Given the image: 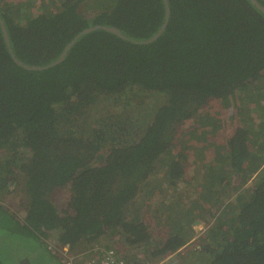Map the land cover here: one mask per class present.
I'll return each instance as SVG.
<instances>
[{"label": "trees", "instance_id": "1", "mask_svg": "<svg viewBox=\"0 0 264 264\" xmlns=\"http://www.w3.org/2000/svg\"><path fill=\"white\" fill-rule=\"evenodd\" d=\"M84 1L0 0L10 46L27 65L49 64L87 27L115 26L123 35L95 29L78 38L62 62L28 70L11 58L0 27V195L18 170L28 196L22 221L0 206V251L12 235L46 251L43 239L55 232L70 250L89 243L76 254L99 253L97 244L109 232L131 247L128 264H144L146 253L153 261L175 253L183 264H264V14L249 0H167L165 29L138 44L131 39L146 40L162 25L163 0H89L90 17L80 8ZM233 92L244 114L254 107L262 120L257 126L243 116L225 150L207 163L195 198L186 193L184 202L161 206L169 209L157 220L166 235L154 236L143 210L155 193L153 178L163 172L167 184H188L184 157L173 155L178 124L208 100ZM150 93L155 107L142 112ZM135 100L138 115L128 108L89 112L96 104L126 107ZM253 174L252 188L241 189ZM235 175L241 177L238 196L221 207L217 187ZM145 183L149 189L140 190ZM60 189L68 193L62 214L52 199ZM207 202L218 210L184 253L190 226Z\"/></svg>", "mask_w": 264, "mask_h": 264}, {"label": "rangeland", "instance_id": "2", "mask_svg": "<svg viewBox=\"0 0 264 264\" xmlns=\"http://www.w3.org/2000/svg\"><path fill=\"white\" fill-rule=\"evenodd\" d=\"M89 0H85L83 3L81 2L80 8L85 12L87 16H93L94 11L89 10L86 12L85 3ZM35 9V8H34ZM33 9V10H34ZM156 98L155 94L150 93L148 96H143V105L140 108L143 111H149L155 107L151 102ZM158 99V98H157ZM239 98L236 97V92L230 94V96L225 97L224 99H216L212 98L207 101V103L202 106L191 118L184 120L179 123L176 129V135L174 137V145H173V155L176 159H180L177 156L182 155L183 162L185 163V180L188 181V184H184L183 182H178L176 185L167 184V180L163 175V172L159 173L158 176L153 178L152 185L149 187L154 190V195L151 199L148 200L147 205L143 208L146 209V215L144 217V221L146 225H148V229H150L151 233L156 236L160 235L165 236L163 232L166 229L164 223H159L158 217L165 219L167 213H169V209L162 210L161 206L164 204H168L178 198L181 202H184L183 196L186 193L194 192L196 184H199L202 181V175L205 173V167L207 163L210 164L214 158V156L223 152L227 146L229 141L230 133L236 126L243 125V116L248 115V120L254 119L256 122L255 125L258 126V122L261 119L260 114L258 115L256 111L253 110L254 107H251L250 113L244 114V109L242 107L241 102H239ZM137 100L134 102L131 101L130 105L124 107L121 103H100L96 104L93 108H89V112H121L123 109H130L131 115H138L136 112L135 105ZM252 105V104H251ZM247 107V106H246ZM245 107V108H246ZM157 109V107H156ZM260 126V124H259ZM261 137V136H259ZM23 156H26V150H22ZM264 166V164H262ZM14 177V178H11ZM8 179V191H3L0 195V206L4 207V209L11 214L14 215L20 221L23 220L26 207L28 204V196L25 192L24 180L25 177L23 173L16 170V175L11 176ZM234 179H231V183L225 182L217 187L216 196L214 197L216 200H219L217 203L219 206L227 205L233 198L238 196V191L235 190V186L240 183L241 177L240 175L233 176ZM255 174L242 186L241 189L249 190L252 188V182H254ZM215 180L212 179L210 181L211 185H215ZM209 185V184H208ZM147 184H143L140 188L142 191H146L149 188H146ZM210 186V185H209ZM197 187V186H196ZM201 189L202 187H198ZM183 192V193H182ZM68 193L64 190H55L52 199L55 201L56 206L59 209V212L63 213V204L67 199ZM149 204V206H148ZM203 213L199 218L195 219L193 223L198 220L197 224H191V229L189 231V236H191V240L187 242L185 246H183L182 252L185 253L187 249L194 248V246L198 243H195L194 238H197L198 235H201L204 230L208 228L210 223L208 220L213 221L212 218H209V215L212 212H216L218 209L216 206H213L210 203L202 204ZM220 208V207H219ZM163 212V213H161ZM200 212V210H199ZM201 218V219H200ZM165 222V220H164ZM19 235L9 236L10 246H2L3 251L0 253L5 254L6 256L1 255L0 259L3 264H19L23 258H27L30 260L32 264H57L54 260H51V255L57 260L58 264L65 263V257L61 251V244H58L56 241V233H49V237L43 239V246H48L46 248V252L41 249L40 245H31L33 241L29 244H24L27 242L26 239H18ZM104 242L103 245H98V250L105 248H112L117 251L118 255L122 257H126L129 253H131V247L127 246L122 238L118 236L116 233L110 234L109 232L103 236ZM25 245V247L21 248V245ZM85 245H89V243H84L75 246V249H69V255L74 257L73 263L79 262L83 260L85 262L89 257L95 254V250L91 252H86L85 254L76 252L80 251L81 247H87ZM96 245V244H95ZM94 245V246H95ZM6 249V250H5ZM85 250H88L87 248ZM55 251V252H54ZM38 252V254L36 253ZM139 259L143 258L142 253H136ZM10 257V258H9ZM177 256L173 255L171 258L167 257L168 264H183L182 257L178 260ZM190 255H187L186 258H190ZM194 258V256L192 255ZM153 257L146 253L145 262L153 261ZM144 262V263H145Z\"/></svg>", "mask_w": 264, "mask_h": 264}, {"label": "water", "instance_id": "3", "mask_svg": "<svg viewBox=\"0 0 264 264\" xmlns=\"http://www.w3.org/2000/svg\"><path fill=\"white\" fill-rule=\"evenodd\" d=\"M251 4H253L259 11H261L263 14H264V6L261 5L258 0H249ZM164 2V5H165V15H164V21L162 23V25L160 26V28L157 30L156 33H154L150 38L146 39V40H143V41H135L133 39H131L133 42L135 43H150L152 41H154L161 33L162 31L165 29V26L168 22V17H169V14H170V8H169V4H168V1L167 0H163ZM0 27H1V31H2V35H3V38H4V41H5V44H6V47H7V50L11 56V58L14 60V62L19 65V66H22L24 67L25 69H28V70H42V69H46L48 67H51L53 65H56L60 62H62L68 52V50L70 49V47L78 40V38H80L83 34L85 33H88L90 31H93L95 29H103L105 31H108V32H111L113 34H116L120 37H123L122 33L120 32V30L115 27V26H110V25H94V26H91V27H87L85 29H83L81 32H79L78 34H76L74 36V38L68 42L66 44V46L63 48L61 54L55 59L53 60L52 62H50L49 64L47 65H43V66H34V65H27V64H24L23 62H21L20 60H18L16 57H15V54L10 46V41H9V37H8V34H7V31H6V28L3 24V21L0 19ZM199 221L196 220L193 224H197ZM19 264H32L30 262L29 259L27 258H23L22 261L19 262Z\"/></svg>", "mask_w": 264, "mask_h": 264}, {"label": "built area", "instance_id": "4", "mask_svg": "<svg viewBox=\"0 0 264 264\" xmlns=\"http://www.w3.org/2000/svg\"><path fill=\"white\" fill-rule=\"evenodd\" d=\"M262 155L264 158V151ZM61 251L62 254L66 257L65 264H74V257L72 255H69L68 253V245H63ZM95 253L96 254L87 259L86 264H128L126 259L118 255V253L113 249L100 250L99 253L95 250ZM173 255L175 256V253L170 254L168 257L171 258ZM166 258L167 257L162 260L148 261L144 264H168Z\"/></svg>", "mask_w": 264, "mask_h": 264}, {"label": "flooded vegetation", "instance_id": "5", "mask_svg": "<svg viewBox=\"0 0 264 264\" xmlns=\"http://www.w3.org/2000/svg\"><path fill=\"white\" fill-rule=\"evenodd\" d=\"M199 236V235H198ZM196 239H199L198 237L196 238ZM193 240H195V238L193 239ZM190 241V240H189ZM188 241V242H189ZM183 248V247H182ZM43 251H44V248L42 247L41 248ZM46 252V251H45ZM37 254H38V252H36ZM51 260H54L57 264H58V262H57V260L51 255Z\"/></svg>", "mask_w": 264, "mask_h": 264}, {"label": "crops", "instance_id": "6", "mask_svg": "<svg viewBox=\"0 0 264 264\" xmlns=\"http://www.w3.org/2000/svg\"><path fill=\"white\" fill-rule=\"evenodd\" d=\"M86 263H87V261H86ZM75 264H85V262H83V260H80L79 262H75Z\"/></svg>", "mask_w": 264, "mask_h": 264}, {"label": "clouds", "instance_id": "7", "mask_svg": "<svg viewBox=\"0 0 264 264\" xmlns=\"http://www.w3.org/2000/svg\"><path fill=\"white\" fill-rule=\"evenodd\" d=\"M264 164V163H263ZM63 245H68V244H62L61 246H63ZM55 252V251H54ZM68 252H69V246H68ZM64 256V255H63ZM65 257V256H64ZM65 260H66V257H65ZM65 264V263H64Z\"/></svg>", "mask_w": 264, "mask_h": 264}]
</instances>
